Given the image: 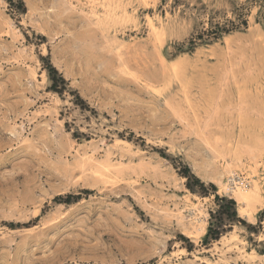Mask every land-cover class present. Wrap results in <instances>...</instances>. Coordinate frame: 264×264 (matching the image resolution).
<instances>
[{"label": "rangeland", "instance_id": "obj_1", "mask_svg": "<svg viewBox=\"0 0 264 264\" xmlns=\"http://www.w3.org/2000/svg\"><path fill=\"white\" fill-rule=\"evenodd\" d=\"M24 1L0 0V264H264V0ZM184 165L247 224L204 244Z\"/></svg>", "mask_w": 264, "mask_h": 264}, {"label": "trees", "instance_id": "obj_2", "mask_svg": "<svg viewBox=\"0 0 264 264\" xmlns=\"http://www.w3.org/2000/svg\"><path fill=\"white\" fill-rule=\"evenodd\" d=\"M9 3L18 11L26 12V4L24 0H9ZM248 24L249 21L243 12L237 13L233 19L227 18L224 21L217 22L212 20L210 26L204 28L197 37L191 40V43L195 46L198 44L196 39L206 41L217 40L225 34L241 30L243 27L247 28ZM43 59L48 60L46 58ZM47 70L51 80L50 89L58 93H63L68 85L66 78L52 63L48 64ZM179 173L186 178V186L193 193H198L202 196H209L210 194L215 195L217 208L214 211H211L210 224L203 241L204 244L219 240L226 232L232 230L236 224H247L246 220H244L239 214L238 203L235 198L220 195L218 193V188L214 183L211 182L206 184L203 182L194 172H192L188 165L182 166ZM58 199L62 198L59 197ZM250 227L253 228L254 226L250 225Z\"/></svg>", "mask_w": 264, "mask_h": 264}, {"label": "bare ground", "instance_id": "obj_3", "mask_svg": "<svg viewBox=\"0 0 264 264\" xmlns=\"http://www.w3.org/2000/svg\"><path fill=\"white\" fill-rule=\"evenodd\" d=\"M127 20V19H126ZM124 22V21H123ZM151 22V21H150ZM152 29H154V28H152ZM153 36V35H152ZM231 171V170H230ZM232 174V173H231ZM233 175V174H232ZM230 179V178H229ZM231 181H235V177L233 176L231 179H230ZM230 181V182H231ZM222 182V181H221ZM227 185V184H226ZM236 185H238V182L236 181ZM231 186V185H230ZM256 186V185H255ZM237 187V186H236ZM258 187V186H257ZM232 188V187H231ZM254 188V187H253ZM230 189V188H229ZM233 189V188H232ZM238 189H239V187H238ZM250 189V188H249ZM257 189V188H256ZM259 189V188H258ZM231 190V189H230ZM245 190L246 189H244V191L243 190H239V191H237V189L235 190L236 192H239V195H241V198H242V200L244 201V202H246V204L248 203V200L250 199V191H247V192H245ZM234 191V190H233ZM235 192V193H236ZM260 192V191H259ZM254 193H256L255 191H254ZM261 193V192H260ZM238 195V196H239ZM261 197V196H260ZM259 197V198H260ZM251 198H252V196H251ZM255 198H257V197H255ZM254 197H253V199H255ZM250 202V201H249ZM258 202V201H257ZM245 204V203H244ZM246 206V205H245ZM242 207V209H239V211H242V212H247L250 216H253L252 214H254V213H251V212H249L247 209H246V207ZM248 206V205H247ZM253 218V217H252Z\"/></svg>", "mask_w": 264, "mask_h": 264}]
</instances>
